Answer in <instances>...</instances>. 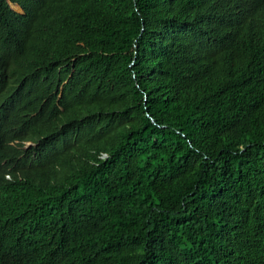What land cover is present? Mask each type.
Instances as JSON below:
<instances>
[{
  "label": "trees",
  "instance_id": "16d2710c",
  "mask_svg": "<svg viewBox=\"0 0 264 264\" xmlns=\"http://www.w3.org/2000/svg\"><path fill=\"white\" fill-rule=\"evenodd\" d=\"M255 12L264 0H0V75L17 85L1 95L67 192L17 151L27 201L0 205V239L25 232L54 264H264Z\"/></svg>",
  "mask_w": 264,
  "mask_h": 264
},
{
  "label": "clouds",
  "instance_id": "9594fccd",
  "mask_svg": "<svg viewBox=\"0 0 264 264\" xmlns=\"http://www.w3.org/2000/svg\"><path fill=\"white\" fill-rule=\"evenodd\" d=\"M254 12V11H253ZM248 13H242L240 18ZM245 20V19H244ZM251 25L258 26L264 22V15L255 12L250 19ZM35 32V31H33ZM24 34V33H23ZM21 34L16 40V47L24 51V46L29 44ZM4 78L9 87L4 88ZM26 84V81L23 82ZM17 86L13 83L9 75H0V115L6 116L11 120L12 132L0 134V205L11 202L18 206L27 201L16 185V179L12 173L13 157L19 152L20 159L28 166L44 167L42 175L37 179L38 186H46L56 189V194L66 192V188L55 178L48 168L49 158L41 147L32 143L31 139H25L28 131L18 132L17 123V101L12 93V101L1 95V91L12 89ZM0 255L9 264H54L49 259L44 261L37 241L29 234L22 231L12 232L0 239Z\"/></svg>",
  "mask_w": 264,
  "mask_h": 264
}]
</instances>
